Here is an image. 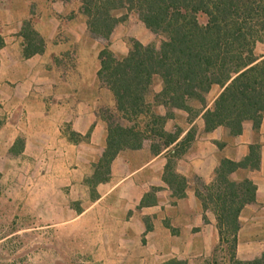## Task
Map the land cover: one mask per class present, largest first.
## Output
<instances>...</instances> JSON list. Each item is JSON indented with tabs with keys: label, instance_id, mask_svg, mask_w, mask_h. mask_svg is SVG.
<instances>
[{
	"label": "crops",
	"instance_id": "crops-1",
	"mask_svg": "<svg viewBox=\"0 0 264 264\" xmlns=\"http://www.w3.org/2000/svg\"><path fill=\"white\" fill-rule=\"evenodd\" d=\"M30 4L13 0L10 10L0 9V192L28 208L50 209L51 216L66 211V222L81 223L89 252L104 264H194L219 241L216 215L197 191L214 181L221 159L242 161L253 146L258 166L238 168L229 178L255 187V201L240 212L237 256L260 255L264 114L257 129L244 121L241 133L228 139L223 127L204 131L201 116L189 122L183 111L174 110L166 130L178 127V140L190 130L194 136L182 154L172 157L167 149L155 154L145 142L119 151L104 179L93 182L106 138L96 110L111 102L97 75L100 48L76 10L52 2L36 12L34 28L44 40L43 51L26 54L21 31ZM72 13L62 25L59 15ZM153 81L155 93L161 80ZM220 90L213 86L206 94L207 107ZM170 162L171 173L182 179L180 195L165 179ZM63 193L72 199L63 203Z\"/></svg>",
	"mask_w": 264,
	"mask_h": 264
},
{
	"label": "trees",
	"instance_id": "trees-1",
	"mask_svg": "<svg viewBox=\"0 0 264 264\" xmlns=\"http://www.w3.org/2000/svg\"><path fill=\"white\" fill-rule=\"evenodd\" d=\"M30 14L22 22L21 34L26 54L42 52L44 40L34 26L36 12L56 1L77 4L87 31L100 43L97 72L101 86L111 95L110 104L100 103L96 115L106 127L105 149L91 177L104 179L113 157L124 149H138L149 142L155 154L169 150L182 154L193 140L188 131L178 140L180 129L166 130L174 110L183 111L189 122L201 116L204 131L223 127L228 139L237 137L242 123L259 127L264 114V0H31ZM13 0H0L1 10H10ZM124 10L126 15L117 17ZM134 14L158 42L143 44L132 38L127 54L118 58L109 39L116 25ZM59 15L62 25L73 18ZM161 88L146 100L154 77ZM213 86L221 88L207 107L205 96ZM161 107L158 113L154 107ZM255 147L235 162L221 159L215 179L197 191L204 207L216 215L219 241L204 264H264V251L251 259L237 256L240 212L255 201V187L249 180L232 181L238 168H256ZM166 166L165 179L180 195L182 179ZM166 264H184L170 260Z\"/></svg>",
	"mask_w": 264,
	"mask_h": 264
},
{
	"label": "rangeland",
	"instance_id": "rangeland-1",
	"mask_svg": "<svg viewBox=\"0 0 264 264\" xmlns=\"http://www.w3.org/2000/svg\"><path fill=\"white\" fill-rule=\"evenodd\" d=\"M56 2L67 5V9L77 11L74 1ZM30 3L32 4L31 0ZM125 13L121 10L117 11L116 15L120 17L126 15ZM68 15L70 14L65 16ZM135 37L143 44L159 40L156 35L143 28L136 15L128 13L126 19L116 25L110 36V49L117 57L122 58L130 40ZM93 40L100 48V43L95 38ZM255 52L264 54V46L258 43ZM152 85L146 96L148 102L152 101L148 96L156 93L153 92ZM154 110L160 113L162 108L155 106ZM9 198L0 192V264H104L103 259L89 252L88 242H85V236L82 235L81 223L66 222L67 216L63 213L66 211L59 210L58 217L51 216L50 209H31L24 203ZM61 198L63 203L72 199L65 193ZM209 256L194 264H204Z\"/></svg>",
	"mask_w": 264,
	"mask_h": 264
}]
</instances>
